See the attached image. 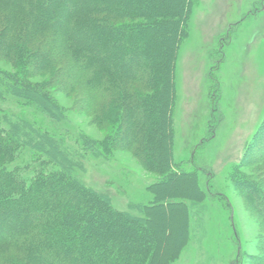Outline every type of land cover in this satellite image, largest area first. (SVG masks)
I'll return each instance as SVG.
<instances>
[{"label":"rangeland","instance_id":"1","mask_svg":"<svg viewBox=\"0 0 264 264\" xmlns=\"http://www.w3.org/2000/svg\"><path fill=\"white\" fill-rule=\"evenodd\" d=\"M160 12L164 17L170 11ZM170 14L181 29L173 50L171 171L184 175L155 186L166 176L146 170L133 150L108 148L107 135L114 123L99 125L93 113L82 107V94L65 83L72 46L65 35L56 60L42 64L33 76L24 73L25 65L20 67L22 56L31 63L28 52H21L17 66L0 58V109L6 114L2 113L0 125L9 129V122L16 121L23 127L21 117L36 130H48L55 141L49 145H55L70 163L69 174L88 188L108 193L117 210L143 218L156 207L144 213L137 205H155L151 203L155 193L160 196L158 202L183 198L190 209L187 215L183 207L174 212L172 205L164 208L168 233L172 226L178 229L167 237V257L157 264H264L260 205L264 200V130L260 131L264 123V0H187L178 15ZM155 65L160 68L159 63ZM27 82H40L52 93L63 108L58 120L7 89V85L23 87ZM138 123L139 131L132 129L137 141L138 132L145 137L148 128ZM33 132L35 139L38 134ZM83 133L99 143L86 149ZM155 135L147 134L149 148ZM32 147L22 143L7 165L16 177L27 181L40 170L61 169ZM96 147L95 155L91 149ZM155 245L160 247L158 240ZM0 264H13L10 255L1 252Z\"/></svg>","mask_w":264,"mask_h":264},{"label":"trees","instance_id":"2","mask_svg":"<svg viewBox=\"0 0 264 264\" xmlns=\"http://www.w3.org/2000/svg\"><path fill=\"white\" fill-rule=\"evenodd\" d=\"M186 3L0 0V58L17 66L21 52H28L31 63L22 56L20 67L25 65L24 73L33 76L42 70V64L48 66L56 60L62 52V35L68 37L72 46L66 60L71 64L65 72L66 85L82 94V107L93 113L99 125L114 123L107 135L108 148L112 145L114 149L133 150L146 170L166 176L155 186L165 184L174 175H184L171 171L173 50L181 29L170 12L178 15ZM166 10L170 12L163 17L160 11ZM157 63L160 68L155 69ZM7 89L29 98L58 120L63 108L40 82H27L23 87L11 84ZM2 113L6 115L0 109V117ZM20 119L23 127L16 121L9 122V129L0 125V255L9 254L13 264H157L167 257V237L178 227L172 226L168 233L164 208L172 205L174 212L178 206L183 207L187 215L190 209L183 198L158 202L160 196L155 193L151 201L155 205H137L144 213L156 207L143 218L117 210L108 193L88 188L69 174L70 163L55 145H49L50 140L55 141L48 130H36L29 121ZM138 122L148 127L145 137L138 132L141 144L132 130L139 131L135 125ZM33 130L38 134L35 139ZM147 132L156 134L150 148ZM19 133L22 136L16 135ZM25 142L34 150L39 144L47 145L39 151L61 169L40 170L30 175L28 183L16 177L7 165ZM95 143L99 142L83 133L86 149ZM91 150L96 155L98 148ZM260 205L264 213L262 198Z\"/></svg>","mask_w":264,"mask_h":264}]
</instances>
